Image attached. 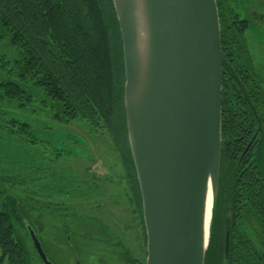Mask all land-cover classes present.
Segmentation results:
<instances>
[{"label":"trees","instance_id":"trees-1","mask_svg":"<svg viewBox=\"0 0 264 264\" xmlns=\"http://www.w3.org/2000/svg\"><path fill=\"white\" fill-rule=\"evenodd\" d=\"M216 4L225 59L228 22L226 13L221 11L222 0H216ZM0 32L17 50L14 59L8 61L9 66L1 65L6 74L0 80V142L38 143L39 134L23 117L38 114L43 108L49 110L46 114L49 119L72 127L78 125L104 139L115 161L123 164L128 185L137 196L136 207L142 224L133 242L125 240L128 244L125 243L123 257L126 264H145L147 241L141 196L127 140L122 40L112 0H0ZM222 68V149L217 199L220 211L217 213L216 209L214 213L204 261L205 264H264V173L261 168L264 145L259 154L245 155L246 143L236 141L247 126L243 124L241 109L233 111L229 97L235 99L241 90L226 88L227 68L224 65ZM51 133H42L48 143L54 135ZM81 134L66 131L63 143L80 146L76 141L79 138L85 144L83 147L89 148V151L81 148L88 157H80L79 164L86 161L102 164L106 157L102 147L95 151L96 144ZM69 154L68 150L53 149L51 158L72 157ZM79 160L72 163L78 164ZM19 167L15 174L0 170V264H31L26 246L27 237L30 239L28 227L37 235L31 221L36 214L45 218L46 190L40 194L41 178L38 177L42 167L36 171L39 166H30V172H34V181L30 182L34 190L29 183L21 182L29 169ZM132 208L135 211L134 205ZM226 226L230 238L227 254ZM18 228L23 235L17 232ZM116 241L120 242V238Z\"/></svg>","mask_w":264,"mask_h":264},{"label":"water","instance_id":"water-1","mask_svg":"<svg viewBox=\"0 0 264 264\" xmlns=\"http://www.w3.org/2000/svg\"><path fill=\"white\" fill-rule=\"evenodd\" d=\"M112 4L122 40L127 140L146 230L145 264H205L222 149L225 59L216 0ZM28 232L43 264H53L30 226ZM224 238L227 254L228 226Z\"/></svg>","mask_w":264,"mask_h":264},{"label":"flooded vegetation","instance_id":"flooded-vegetation-1","mask_svg":"<svg viewBox=\"0 0 264 264\" xmlns=\"http://www.w3.org/2000/svg\"><path fill=\"white\" fill-rule=\"evenodd\" d=\"M222 4L228 22L224 83L227 89L241 90V95L229 100L233 111L241 109L247 126L236 141L246 143L245 155L259 154L264 145V0H222ZM69 152L76 161L84 159ZM75 160L67 159L70 164L56 169L42 167L50 248L56 251L61 246L68 257L65 264H113L116 260L126 264L125 243L133 242L134 231L139 234L142 224L123 164L114 161L109 167L86 161L78 165L72 163ZM50 260L56 264L53 257Z\"/></svg>","mask_w":264,"mask_h":264},{"label":"rangeland","instance_id":"rangeland-1","mask_svg":"<svg viewBox=\"0 0 264 264\" xmlns=\"http://www.w3.org/2000/svg\"><path fill=\"white\" fill-rule=\"evenodd\" d=\"M17 50L15 47L11 46L10 43H8L7 37L1 34L0 32V80L5 78L4 75L6 74L5 69L1 67L2 66H9L8 61H12L14 57L17 55ZM7 77V76H6ZM38 103V102H37ZM37 103L34 104L35 107H37ZM39 104V103H38ZM43 111L38 112V114L35 113H29L26 117H23L25 120L30 122L33 126V130L38 133V139L40 140L36 144H30L25 140L19 141H4L0 142V170L2 171H9L10 173H14L16 169L21 167H26L28 172L27 174H23L25 179L21 182H27L30 184L31 181H34L33 174L34 172H30L31 167L30 166H39L36 168V171H41V167L49 166L53 169H56V167L65 166L64 160L67 158H71L73 160V157H67V158H59V159H52L51 153L53 149H61L63 151H72L73 155H77L85 158V154L82 153V149H87L89 151L88 147H83L84 142H82L79 138H76L77 144H81L80 146H76L75 144L71 142L63 143V134L67 132H80L81 135L85 136L87 138L88 142H93L96 144L95 151H100V148L102 147L103 152L105 153V160L102 159V164H107V166L114 163L115 157L111 155L110 150L104 145L106 142L104 139H100V136H94L91 133H87L86 130L81 128L80 126L68 125L67 123H60L56 120L49 119L46 115L49 113V110L46 111L45 108L42 109ZM40 128H43V132H52L51 134H54L51 137L50 142L48 143L47 139H44L45 136L42 135L43 132H41ZM70 146V147H68ZM73 147V148H72ZM70 155V154H69ZM38 156V157H36ZM86 157H88V154H86ZM101 158H98L100 160ZM54 160V161H52ZM23 162L20 164V162ZM81 163V159L79 160L78 164ZM91 162H89L90 164ZM68 164V163H67ZM35 171V170H34ZM38 177H40V187L39 189L40 194L44 193V178H42V174H39ZM30 188L34 190V186L30 184ZM220 207L217 208V213H219ZM46 213V212H45ZM33 221V222H32ZM31 223H34V226L36 228V233L39 235V238L42 240V243H44L45 248L47 249L48 256L51 255V257L54 258L56 261V264H65L66 258L63 254V250L61 246H58L56 248V251L51 250L50 240V228L48 226V223H46V218L41 217L40 215L36 214L34 215V218L32 219ZM17 232L20 235H23L22 229L18 228ZM59 232V231H58ZM35 233V232H34ZM136 234V232L134 231ZM59 236H62V234H59ZM58 236V237H59ZM60 238L57 240V244H60ZM26 246H28L29 254L31 258V264H42L41 261L37 258L36 252L34 251V248L32 244L30 243V239L27 237ZM55 246V245H54ZM32 248V251L31 249ZM142 249V248H141ZM139 251V250H137ZM136 251V252H137ZM141 251V250H140ZM142 252V251H141ZM139 252V253H141ZM142 254V253H141ZM3 264H6L5 262ZM113 264H120L118 260L113 262Z\"/></svg>","mask_w":264,"mask_h":264},{"label":"bare ground","instance_id":"bare-ground-1","mask_svg":"<svg viewBox=\"0 0 264 264\" xmlns=\"http://www.w3.org/2000/svg\"><path fill=\"white\" fill-rule=\"evenodd\" d=\"M207 209H206V226L209 224V220H210V211H211V193H209L208 195V199H207Z\"/></svg>","mask_w":264,"mask_h":264}]
</instances>
